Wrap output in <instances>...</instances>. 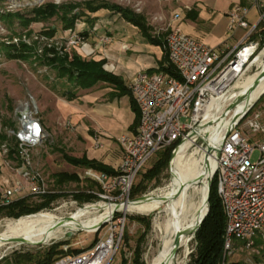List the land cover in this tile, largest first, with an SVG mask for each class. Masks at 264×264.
I'll use <instances>...</instances> for the list:
<instances>
[{
  "label": "built area",
  "instance_id": "1",
  "mask_svg": "<svg viewBox=\"0 0 264 264\" xmlns=\"http://www.w3.org/2000/svg\"><path fill=\"white\" fill-rule=\"evenodd\" d=\"M30 3L31 0L27 2ZM252 7L257 9L254 19L249 17ZM227 17L230 30L245 29L235 48L211 47L180 26H171L166 53L178 77L164 70L140 71L129 80L127 86L138 107L139 122L136 131L123 133L117 139L123 156L116 173L94 168L79 173L81 180L89 179L98 186V190H85L94 195L93 204L116 205V210L104 218L107 226L96 242L79 252L65 253L51 264H115L129 212L121 205L133 200L132 190L142 169L159 151L176 142H179L178 149L188 144L189 148L196 146L205 153L209 139L204 127L208 125L217 137L212 142L220 149V153L213 151L210 155L216 161L212 174L217 179L226 219L220 264H231L229 257L240 249L254 251L264 247V111L254 110L255 103L250 105L235 128L226 134L234 113L228 109L235 99L234 83L242 78L258 49L259 43L252 37L264 25V0H238L232 4ZM177 18L176 14L172 20ZM69 35L66 44H57L60 46L57 48L61 54L71 56V49L86 44L79 32L72 31ZM41 38L36 36V40ZM26 108L28 112L18 117L16 113ZM15 118L16 127L9 131L15 141V152L10 154L8 142L0 146L5 164L15 175L13 185L2 193V205L16 197H42L52 189L34 163L33 153L46 138L35 101L20 103L15 109ZM248 132L256 138L248 137ZM103 147L104 143L95 136L94 148ZM104 212L105 209L101 214ZM99 225L91 233L96 234Z\"/></svg>",
  "mask_w": 264,
  "mask_h": 264
},
{
  "label": "rangeland",
  "instance_id": "2",
  "mask_svg": "<svg viewBox=\"0 0 264 264\" xmlns=\"http://www.w3.org/2000/svg\"><path fill=\"white\" fill-rule=\"evenodd\" d=\"M29 1L30 0H0V132L7 135L6 142L10 145H14V138L9 134V131L15 129L16 127L15 109L22 102L31 100L35 101L46 130V138L43 144L35 149L33 153L34 163L35 166L42 171L49 185L53 186L56 185V173L73 172L80 169L74 168L70 165L63 158V152L74 157H81L84 154L94 157L91 150V141H89L88 138V135L93 133V129L90 127L91 119H89L86 114V110L91 108L92 103L88 102L87 97L85 100H82L81 90L74 89L73 86L71 87L65 78H59L56 70L49 65V60H45L46 58L43 57L49 56L50 52H56L59 54L61 50L57 47H60L59 45L62 44L65 45L67 41L66 39L69 35L63 33L61 30V24L56 17L47 21L32 22L25 28L23 24H20L18 18H15L14 22L9 23L5 19L1 18V16L6 15L7 13L19 12L25 17H30L32 15L31 10L33 8L47 3L63 6L70 4H82L87 1H105L110 4H118L129 8L138 14L146 15L149 9L148 7L151 8L153 4L152 0H148V3L145 0H31V3L27 4ZM166 3H168L166 5H182L177 0H167ZM183 6H186V4H183L182 7ZM77 10L78 9L75 11ZM184 10H188V6H186ZM171 15L172 13L169 17ZM155 16L157 17L155 14H148V17L150 18ZM161 17L158 16L157 18L162 19ZM82 19L78 20V22H81ZM83 20L87 21L85 18ZM162 21V25L160 26H164L163 30L168 31V34L171 31V27L168 26L167 21L164 20V16ZM54 25H57L59 31L61 30L60 34L50 36L43 32ZM104 27L102 26L100 28V30H102V34L100 35H98V30L94 29L90 31L91 33L87 32V35L84 36L85 44L87 45L88 43H91L95 46L94 44L96 42H101L103 45L110 43L112 39L109 38L112 37L111 34L113 30L109 26L107 28ZM74 31L77 33L79 32L78 30ZM23 36L26 37L24 38ZM36 36L43 38H41V40H36ZM100 36L104 39H99L98 41ZM14 39L19 40L15 42ZM48 44H52V46L48 47ZM57 44L59 45L57 46ZM25 45L27 47H25ZM40 48H42V52L39 50ZM20 54H27V56L24 58L21 57ZM252 60L253 61L248 65V69L242 75V78L235 81L232 92L238 90L237 86L244 82L249 76L261 71L264 63V46L257 49L252 57ZM69 89L75 90L77 94V98L75 100H68L67 97L63 95V93ZM259 97V99L255 101L254 110L261 109L264 111V93ZM260 106L262 107L260 108ZM10 123L13 124L11 125ZM247 136L251 139L256 138L255 135L249 132L247 133ZM256 157L257 153L255 154L254 159H256ZM156 158L157 157L155 155L142 169L136 179L135 185L142 181L143 173L152 167ZM199 158L200 153L197 151V147L191 146L186 151L185 157L182 159V165L191 166V163ZM212 159L213 157L210 156V166L212 164ZM203 161L201 162L202 169L206 168ZM78 172L80 173L81 171L79 170ZM171 178L172 167L169 165L167 169L159 175L158 179H153L151 181L145 180L143 184L146 185V188L138 193L133 199L166 188L169 186ZM79 180L80 181L78 182L61 185L60 189L65 191V196H62L54 201L49 208L24 216L33 215L31 217L33 218L35 216H40L45 212H52L59 217H67L86 204L94 203V199L87 202H81L71 195L72 192H75V190L78 189L91 188L98 190V186L95 182L89 179ZM201 183L202 182L197 185L198 195ZM56 187L59 186L57 185ZM98 211L96 210L94 213L90 214V217L100 215L104 209H99ZM159 213L160 210L145 214L138 213L136 211L128 212L125 232L128 233L129 240L124 246V237L122 247L115 259V264H122L124 260H127V263L130 264L133 259L134 250L138 245L141 247L142 260L144 263L147 264V262L151 260L152 256L157 252L162 242V232H160L156 226L158 222H162L164 214ZM137 217L144 218L146 221H149V228L144 222L138 221ZM11 219L18 220L20 218H12L8 216L0 217V231L3 229V225L6 222H9V220L11 221ZM106 226L107 223H103L96 234L91 233L94 228H90L75 231L71 236H68L66 232L58 238L48 241H42L40 237H32L27 243L14 242V244L11 243L0 246V264H12L16 253H41L55 243H65L61 245V249H63L64 254L71 253L70 250L73 249H85L93 244L94 240L98 238L101 233H103ZM142 235L144 236L142 237ZM194 248L195 240L192 237L189 243V254L185 264H188L190 254L194 251ZM261 260L264 261V247L254 251L240 249L229 257L230 262L238 261L241 264L243 262L256 264V262Z\"/></svg>",
  "mask_w": 264,
  "mask_h": 264
},
{
  "label": "crops",
  "instance_id": "3",
  "mask_svg": "<svg viewBox=\"0 0 264 264\" xmlns=\"http://www.w3.org/2000/svg\"><path fill=\"white\" fill-rule=\"evenodd\" d=\"M148 3V0H145ZM182 5H166L167 0H152L153 6L148 7L144 17L146 25L150 28L148 33L155 42L141 31L132 22L125 20L119 13H112L107 9L89 13V18L93 20H83L76 23L74 29L62 30L64 34H70L74 30L90 32L98 30V35L102 34L100 28L108 26L112 28V39L107 45L103 43H91L75 48L74 51L85 60H105L104 69L122 80V85L127 86L129 80L140 71H160L166 53L167 32L163 30L162 20L167 21L168 26H180L186 33L204 41L211 47L235 48L241 41L245 29L236 27L229 29L227 13L234 2L238 0H177ZM169 2V1H168ZM193 12L196 18L192 19L189 14ZM172 15L169 17V15ZM148 14L162 16L158 19L148 17ZM177 14V20L173 21V16ZM257 16V9L251 8L249 17L254 19ZM111 17V18H110ZM169 19V21H168ZM165 24V23H163ZM61 33L57 31L55 35ZM91 33V32H90ZM99 39H104L99 37ZM95 40V39H93ZM81 90V98L92 103L91 108L86 110V114L91 119L90 127L93 133L88 135L91 141V150L96 159L116 170L123 151L118 143V137L127 132H134L137 129L135 124L137 113L132 106V96L123 91L121 87L114 84L100 81L94 86ZM77 98V97H76ZM75 98V99H76ZM74 99V100H75ZM98 136L104 143L102 149L94 148V137ZM101 152V153H100ZM99 156V157H98ZM14 173L5 164V158L0 148V199L4 189L11 187L14 183ZM18 198V197H16Z\"/></svg>",
  "mask_w": 264,
  "mask_h": 264
},
{
  "label": "trees",
  "instance_id": "4",
  "mask_svg": "<svg viewBox=\"0 0 264 264\" xmlns=\"http://www.w3.org/2000/svg\"><path fill=\"white\" fill-rule=\"evenodd\" d=\"M76 9L78 10L75 11ZM101 9H107L112 13H119L125 20L137 25L141 29V31L151 39V41L155 42V39L152 38L148 33L150 28L146 25L144 17L141 14H138L133 10L120 6L118 4H110L105 1H87L82 4H70L63 6H57L55 4L47 3L45 5L33 8L31 10L32 15L30 17H25L23 14L16 12L7 13L6 15H2L1 18L5 19L9 23L14 22L15 18H18L20 24H23V26H25L26 28L32 22L47 21L51 18L56 17L61 24V30H68L74 29L78 20H81L83 17H86L87 20H93L89 18V13H95ZM189 16L192 19L196 18V14L193 12H191ZM57 31L58 27L57 25H54L44 30L43 32L50 36H54ZM79 33L83 36L87 35V32L85 31H79ZM252 40L259 43L258 48L264 46V25H261L259 27L257 32L253 35ZM25 47L27 46L25 45ZM51 53H53V56L43 57L46 58L45 60H49V65L56 70L57 76L59 78H65L69 85H71V87L73 86L74 89L79 90L90 88L96 83L104 81L121 87L123 91L125 90V93H130L128 86L122 85V80L120 78L104 69V59L100 61L85 60L77 55L74 51H72L71 56L69 54H58L56 52ZM20 56L25 58L27 54H20ZM161 69L171 75L178 77L175 67L169 62L168 56H166L164 62H162ZM63 95L66 96L68 100H74L77 97V94L73 89H69L68 91L63 93ZM132 106L137 113L135 124L138 125L139 110L133 99ZM10 124L12 125L13 123ZM6 140L7 135L3 132H0V146L4 142H6ZM178 144L179 142H176L173 145L162 149L156 154L157 158L152 167H150L145 173H143L142 181L137 185H134L132 190V198L136 197L138 193L146 188V185L143 184L145 180L151 181L153 179H158L159 175L167 169L170 163L172 152ZM14 152V145L11 144L10 154L13 155ZM62 155L63 158L74 168H80V171L84 170L85 168H94L100 171L107 172L109 174L116 173V170L114 168L100 161H97L96 159H90L85 154L81 157H74L63 152ZM79 170L73 172L56 173V185H53L51 191L42 197L35 198L32 195H26L14 199L7 205H2L0 203V217L8 216L12 218H21L24 215L37 213L45 208H49L54 201L62 196H65V191L60 189L61 185L80 181L78 172ZM57 185L59 187H56ZM86 189L87 188L75 190V192H72L71 195L81 202L93 200L95 198L94 195L86 193ZM204 193L205 187L201 190L199 186V195L201 197L202 194V201ZM209 206V212L194 237L195 248L194 251L190 254V260L188 264H220L223 258L226 219L222 201L217 190L216 177L213 178L211 185ZM205 207L206 206L204 205V211ZM32 216L33 215H29L22 218H31ZM18 220L26 221L28 219ZM137 220L140 222H144L149 228V221H146L144 218L140 217H137ZM143 236L144 235H142V237ZM124 237L125 246V244L129 240L127 232L124 233ZM96 240L97 238L94 240V242H96ZM62 244L65 243L52 244L45 251L37 254H33L30 252L16 253L12 264H51L56 258L64 254L63 249H61ZM70 251L74 253L81 251V249H73ZM122 264H128L127 260H124ZM130 264H145L142 260V250L139 245L134 250L133 259ZM231 264L241 263L237 261L231 262Z\"/></svg>",
  "mask_w": 264,
  "mask_h": 264
},
{
  "label": "bare ground",
  "instance_id": "5",
  "mask_svg": "<svg viewBox=\"0 0 264 264\" xmlns=\"http://www.w3.org/2000/svg\"><path fill=\"white\" fill-rule=\"evenodd\" d=\"M263 68L264 63L262 69ZM257 74L258 73L249 76L244 82L237 86L238 90L233 92V98L239 95L244 96V100L234 109L235 112H241L247 106L253 105L264 92V78L254 90L251 89ZM204 130H206L207 139L211 141L217 140L214 131L209 125L204 127ZM188 148V144H183L173 159L171 166L172 178L169 186L147 194V198L143 201L140 200L121 205L126 211H136L145 214L160 210L159 214H164L162 222H158L156 226L157 229L162 232V242L157 252L147 264H185L189 254V243L193 237V231L207 210L208 177L215 169L216 161L213 157L210 169H202L201 162L204 159L205 153L197 147L200 158L193 161L191 166H183L182 159L185 157ZM200 182H202L200 189L202 190V188L205 187L203 201L202 194L200 197L197 193V185ZM204 205L206 206L205 211ZM101 208L105 209L103 214L90 217V214ZM115 210L116 205L92 203L77 209L75 213L67 216L69 219H67L66 216L59 217L52 212H45L33 218H20L28 219L26 221L11 219V221L9 220V222L3 225V229L0 231V246L11 243L14 244L10 239L15 238H24L26 242H28L32 237H40L42 241H48L58 238L69 231L75 232L78 230L95 228V226L104 221V218L108 214ZM59 221L62 222L60 226L57 225ZM178 235H180L179 244L176 245V238Z\"/></svg>",
  "mask_w": 264,
  "mask_h": 264
},
{
  "label": "water",
  "instance_id": "6",
  "mask_svg": "<svg viewBox=\"0 0 264 264\" xmlns=\"http://www.w3.org/2000/svg\"><path fill=\"white\" fill-rule=\"evenodd\" d=\"M264 78V68L261 69V71L257 74V77L254 79L253 83H252V86H251V89L254 90L258 85L259 83L261 82V80ZM264 93V92H263ZM262 93V94H263ZM260 98V97H259ZM258 98V99H259ZM244 100V96L243 95H239L237 97H235V99L232 101V103L229 105L228 109L233 111V117H232V120H231V123H230V126L227 130V135L231 132L232 129L235 128V125L237 123V121L244 115V113L247 111L248 109V106L241 112H235L234 109L235 107ZM28 108H26L24 111H18L16 114L18 117H21V115L25 112H28ZM178 147H176L174 149V151L172 152V155H171V158H170V163L169 165L172 166V161L173 159L175 158L177 152H178ZM213 151H216L217 153H220V149L219 148H216L215 144L210 141V140H207V148L205 149V154H204V165L206 168H210V155L213 153ZM213 171L211 172V174L209 175L208 177V195H207V210L205 212V214L202 216V218L200 219L198 225L196 226V228L194 229L193 231V238L195 237L196 235V232L198 231V229L200 228L202 222L204 221L205 217L207 216L208 212H209V209H210V206H209V198H210V192H211V185H212V181H213ZM147 197H146V194L145 195H142L136 199H133L131 201L132 202H137V201H143L145 200ZM67 219H69V217H67ZM103 223H105V221H103L102 223H100L99 226H101ZM58 226L62 225V222L59 221L57 223ZM73 234V232L69 231L67 232V235L68 236H71ZM179 236H177L176 238V245L179 244ZM11 242H16V243H27L26 240L24 238H15V239H10Z\"/></svg>",
  "mask_w": 264,
  "mask_h": 264
}]
</instances>
